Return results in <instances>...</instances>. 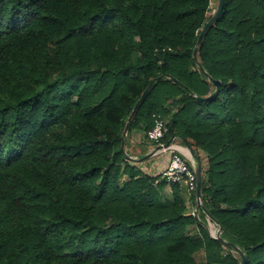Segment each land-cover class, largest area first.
I'll list each match as a JSON object with an SVG mask.
<instances>
[{"label":"trees","instance_id":"trees-1","mask_svg":"<svg viewBox=\"0 0 264 264\" xmlns=\"http://www.w3.org/2000/svg\"><path fill=\"white\" fill-rule=\"evenodd\" d=\"M211 2L0 0V264H240L131 159L156 118L201 168L202 220L264 264V0H224L199 104Z\"/></svg>","mask_w":264,"mask_h":264},{"label":"water","instance_id":"water-1","mask_svg":"<svg viewBox=\"0 0 264 264\" xmlns=\"http://www.w3.org/2000/svg\"><path fill=\"white\" fill-rule=\"evenodd\" d=\"M223 7H224V0H217V6L216 9L214 11V13L211 15V17L209 18V20L205 23V25L202 27L196 43L194 45L193 51H192V60L193 63L195 65V67L206 77H208V81L215 87V91L208 97L206 98H201V97H197L194 96L195 100L199 103L202 104L210 99H212L215 95L217 90L219 89L221 83L220 81L214 80L212 77H210L207 72L205 71V69L203 68L200 59L198 57V52L201 48V45L206 37V35L209 33V31L212 29V27L215 26V24L218 22V20L220 19V16L222 14L223 11ZM171 81L174 83H177L178 85L180 84L177 80L171 78ZM150 91V86H148L145 91L143 92V94L141 95V97L139 98V100L136 102L130 116L127 119V123L125 126V133L127 132L128 126L132 120V117L134 116V114L137 111V108L139 107L140 103L142 101H144L146 99V97L148 96V93ZM175 139V137H172L171 139H169L165 144H163L162 146H157L155 148L156 152H159L161 150H167L171 147V143L172 141ZM184 144L187 147V150L189 152V154L191 155V157H193V152L188 144L187 141H183ZM155 153V152H154ZM154 153H151L149 155H147L146 157H144V159H147L149 157H151ZM194 174H195V181H196V192H195V200L197 203H199L201 205V191H202V173H201V168L199 166H196L194 169ZM208 218L216 223L210 216H208ZM220 231V230H219ZM218 243L226 246V247H232L233 251L239 256L240 258V264H246V256L245 254L237 247L235 246H231L229 243H227L224 239L221 238V231L219 232V235L217 237L214 238Z\"/></svg>","mask_w":264,"mask_h":264},{"label":"built area","instance_id":"built-area-1","mask_svg":"<svg viewBox=\"0 0 264 264\" xmlns=\"http://www.w3.org/2000/svg\"><path fill=\"white\" fill-rule=\"evenodd\" d=\"M167 132L168 129H167L166 121L160 118H156L154 120L153 127L150 130H148L144 135L148 142H150L153 145H156L157 147L163 145L161 141L165 137ZM162 151L169 152V156L167 162L165 163V165L157 175L169 184H176L180 188L183 187L188 194L190 195L195 194L196 192V181L194 174L195 165L194 164L192 166L189 165L187 161L183 158L184 154L176 150H172L171 147L167 150H161L159 152ZM159 152H156L154 149L152 153L156 154ZM155 184H157V181ZM195 206L196 207L200 206V204L197 203L196 200H195ZM192 215L195 216V213H192ZM196 215L198 216V213H196ZM219 230H217V236L219 235L220 232ZM215 237L212 238L214 239Z\"/></svg>","mask_w":264,"mask_h":264},{"label":"crops","instance_id":"crops-1","mask_svg":"<svg viewBox=\"0 0 264 264\" xmlns=\"http://www.w3.org/2000/svg\"><path fill=\"white\" fill-rule=\"evenodd\" d=\"M179 140L180 139L175 138L172 141L171 149L176 150L180 153H183V152L186 153V150H187L186 145L182 141V143L184 145V147H182ZM128 144L130 145V148L133 147V149L131 148L132 149V156L134 155V156H137V158H139L138 159L139 162H136L137 167L141 171L145 172L146 174L156 176L168 160L169 152H164V151L156 153V154L152 155L151 157L144 159V157H146L147 155H149L153 152V150L156 148V145H153V144L146 142V141H140V137L138 135V132H136V131H133L129 135ZM142 152H143V155L139 156V154H141ZM194 163H195L194 165L196 167L197 166L196 162L194 161Z\"/></svg>","mask_w":264,"mask_h":264},{"label":"rangeland","instance_id":"rangeland-1","mask_svg":"<svg viewBox=\"0 0 264 264\" xmlns=\"http://www.w3.org/2000/svg\"><path fill=\"white\" fill-rule=\"evenodd\" d=\"M216 6H217V0H212V2L210 3V11H211V13L213 12L214 13V11H215V9H216ZM212 13V14H213ZM138 135H139V137H140V141H146V142H148L147 140H146V138H145V135H144V133H142V132H138ZM125 138L127 139V138H129V136L127 137V134H125ZM179 142L181 143V145H182V147H184V145H183V143H182V141H180L179 140ZM150 143V142H149ZM129 146V145H128ZM132 149H133V147H131ZM175 149V148H174ZM187 151V150H186ZM188 152V151H187ZM183 154H184V159L187 161V163L189 164V165H193V164H195L194 163V156L192 157V159H191V155H186L184 152H183ZM141 155H143V152L141 153V154H139V156H141ZM138 156V157H139ZM131 159L132 160H134L135 162H139V158H137V156H132L131 157ZM196 162V161H195ZM181 189H182V191L184 192V196L185 197H187L188 199H190L193 195H190V194H188L186 191H185V189L183 188V187H181ZM199 209H200V206L199 207H196L195 206V204H194V206H193V208L191 209V213H195V218H197L198 220H201L202 222H203V224H204V226H205V228L207 229V231H208V233H209V235H210V237L212 238V237H215V236H217V232H215V230L217 231V230H219V227L217 226V224L216 223H214V222H212L208 217H205L204 218V221L202 220V218H201V215H200V211H199ZM196 213H198V216L196 215ZM214 228V229H213ZM212 230H213V232H212ZM212 232V233H211ZM197 262L199 263V264H204V253L203 252H200V253H198L197 254Z\"/></svg>","mask_w":264,"mask_h":264},{"label":"bare ground","instance_id":"bare-ground-1","mask_svg":"<svg viewBox=\"0 0 264 264\" xmlns=\"http://www.w3.org/2000/svg\"><path fill=\"white\" fill-rule=\"evenodd\" d=\"M185 154H186V155H188V152L186 151V153H185ZM213 229H214V228H213ZM212 232H213V230H212ZM212 232H211V233H212ZM215 232H217V231L215 230Z\"/></svg>","mask_w":264,"mask_h":264}]
</instances>
